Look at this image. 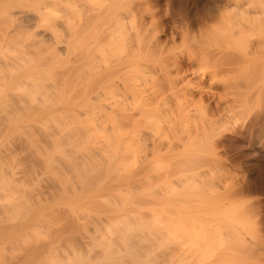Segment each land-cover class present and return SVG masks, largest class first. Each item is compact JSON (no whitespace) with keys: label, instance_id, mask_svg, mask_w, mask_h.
I'll use <instances>...</instances> for the list:
<instances>
[{"label":"rangeland","instance_id":"rangeland-1","mask_svg":"<svg viewBox=\"0 0 264 264\" xmlns=\"http://www.w3.org/2000/svg\"><path fill=\"white\" fill-rule=\"evenodd\" d=\"M129 2L134 6L138 5L141 11L147 8L149 12L155 10L154 15L149 13L154 16V22H150L153 17L147 15L148 26L150 25L149 27L153 28L156 33L161 30L157 35L161 41L163 40L164 49L166 48L164 55L167 54L169 58L175 57V54L178 55L177 57L182 62V67H184L180 70L181 73L178 74V77H180L178 80L181 79L182 81L184 77L185 80L182 83H186V87L191 86L190 89L194 87L195 90L192 89L193 93L199 92L198 88L200 89L204 83L205 86H208L211 82V80H208L209 77H204L210 69H208V64L203 61L201 56L202 53L207 52L205 50L215 52L214 50L217 49L216 52L217 54L220 53L219 56L222 51L221 62L224 57L225 62L235 63V65L223 69L224 71L218 74L217 77L219 78L215 83L217 86L214 85V87L220 94L216 95V100L214 101L213 97L211 99L208 94H204V103L203 100L197 103L198 95L195 102L194 99H188L187 102V98L182 99L181 94L183 93L178 95L179 99V96H181L178 102L179 99L175 91L179 92L181 90L174 88L172 92L170 87L168 88L169 85L166 87L169 90L165 88L166 80L170 79L172 75L177 76V71L169 66V69L164 68L163 70L159 67V69L156 68L155 71L149 73L147 84H144L146 87L143 88V90L145 89V97H156L151 100L152 108L154 107L155 111L168 118L172 115L170 112L174 111L176 112L174 120H181L182 117H185L187 121L182 120L180 124L185 122V125L195 127L199 123L209 120L211 115L208 116L210 112L208 109L211 110V104L214 107L215 102L218 103L221 100L220 105L223 101V104L231 102L232 104H230L236 107L234 108L235 111H232L234 118L232 116L226 123L227 125L216 124L213 131L217 134L214 135L212 131L213 136L207 144L203 142L205 139H197L196 141V139H190L188 136V138L183 136L182 139L175 137V128H173V135L171 133L172 127L166 128L170 126L168 123V126H166V122L165 126L164 124L161 127L158 126V129L155 126L156 130L147 128L145 130L146 134L144 132L143 136L147 135L146 146L148 149L143 153L140 149L143 147L141 145L139 153L137 150L138 154L135 152L136 157L134 155V159L131 160L134 177L136 178L133 177L135 181L132 184L135 182L138 185H131L134 189L130 186V191L112 180L114 174L110 176L106 173L96 172L99 171V168L94 165L92 166L96 167L95 171L89 169L90 165L83 167L88 156L97 150L96 144L90 143L87 145L83 138L80 139L81 142L79 141L82 136L78 135L79 137L75 139L77 136L68 135L70 142L75 139L79 143L74 144L73 141V144L69 143L67 145L69 141L64 136L70 132L68 129H65L66 132L68 131L67 133L65 130L63 132L65 139L58 138L56 135L58 143H56L57 139L54 143L58 146L61 144L59 147L52 144H50L51 146H44V149L47 150L52 146L55 147L52 151L51 148L48 150V155L53 153L54 161L52 157L47 156L50 159L47 161L51 163L52 159L51 164L55 165L52 169L50 167L52 165L48 162L46 163L50 166L47 167L46 163L44 165L43 159L47 155L46 149H43L44 153L40 149L42 154L37 152L38 148H43L47 141V139H43L42 136L44 135L39 133L41 129H45L43 125L47 124L48 130L46 132L50 131L49 133H52L50 126L53 127L54 132L57 126L59 130H62L63 126L66 127L68 124L63 123V125L62 121L58 122L57 120L62 125L60 127L54 120L56 122L54 126L53 120L49 122V118H45L49 119L48 122L43 119V123L41 122L42 119H40L41 121L38 120L39 124L37 121H24V123L26 122L25 128L22 125L24 123H20L21 126L18 125V122L17 124L13 123L14 127L13 125L4 127L2 123L0 125V264H264V0H130ZM35 4L23 5V8L18 7L15 11L18 14L19 11L20 13L24 11L23 14H27L28 18L33 16L34 22V15L36 14L34 11L37 6ZM250 7H253V10ZM138 8L137 12L140 11V8ZM150 8H152L151 11ZM249 10L256 17L257 23L260 22L263 25L262 30L259 29L260 27L257 30L255 26H251V28L253 27L251 32V28H248L247 25L249 24L245 19L248 16H253L248 13ZM156 20L159 24H155L158 27L157 29L153 26ZM243 23H245L244 29H249L248 31L242 29L246 32L240 30L244 26ZM230 31L232 32L230 33ZM249 31L251 33H248ZM221 40H223V43ZM164 42L167 45H164ZM207 47L215 48L209 50ZM222 49H225L224 51L228 50V53L225 52L224 54ZM255 51L259 53L255 54ZM8 53L11 54L12 51ZM188 53L190 58L187 56ZM198 55L199 61L196 58ZM172 70L173 72H171ZM204 78L209 84L206 83ZM202 82L204 83L202 84ZM233 85H236L237 88ZM226 87L229 91L226 90ZM221 89H224V91ZM225 91L228 92V95L224 94ZM239 97L242 100H239ZM235 98H238V100H235ZM234 101L243 106L241 105L238 108V104L236 105ZM210 102L213 103L209 104ZM208 104L211 108L207 107ZM180 108L185 109V111L183 110V113L178 114L177 112H182ZM166 117L164 119L169 120ZM44 122L46 123L44 124ZM187 122L188 124H186ZM36 124L38 128L41 127L40 130L36 128ZM71 124H69L70 127L75 128L76 124L74 126H71ZM16 127L22 131L18 132L19 130L15 129ZM215 127L218 129L215 130ZM30 128L33 129L31 132L37 130V137L34 138L33 136L29 140L21 133L26 134V131L27 134L31 133ZM72 134H75V132H72ZM69 136H71V139ZM181 136L182 134L179 135L180 138ZM44 137L46 138V135ZM22 138H25L24 141ZM32 139L34 143H30ZM63 139L67 142H63L62 145ZM158 142L163 143V147L165 145L172 147V151L167 150V146V149L166 147L162 148L160 153L158 148L154 147V150L153 143L159 145ZM170 143L174 145L170 146ZM175 144L180 147L175 146ZM16 148V154H12L11 157L8 155L10 158H4L5 153L7 154L6 151ZM63 153L67 156H63ZM69 155H71V158L73 157L70 158L69 163L71 164L66 165L67 168H62V166L65 167V163H63L64 165L61 163L62 160L67 159ZM47 158H45V161ZM58 159L60 162H58ZM58 163L62 164L59 165L62 168H60L61 170L59 166H56ZM55 166L56 168H54ZM73 167H76L77 171L79 169L83 176L81 177L80 174L75 173ZM85 168L92 173L89 174ZM91 174H93V177H98L97 180L93 177L92 180ZM19 176L21 178H18ZM87 176L90 177L87 178ZM67 177L71 179L69 184L72 185H67ZM81 179L90 180L91 184H88L90 188L86 186L84 190ZM108 183L111 186H107ZM64 186H68L67 189L63 188ZM100 187L103 190H100ZM211 194L213 197L217 194L220 195L213 198L214 200L219 199L217 203L218 200L214 201L216 205H207L211 200ZM121 197L125 198L122 202L119 200ZM249 202L254 203L255 210L244 212L241 216L243 219H241L238 217L241 214L239 210H242L244 203ZM201 205L205 206L201 207ZM125 214L132 215V218L135 215L137 216V219L134 218L135 226L137 225L136 221L139 223V219L146 226L149 225L146 232L141 233L144 236L138 235L139 232H131L132 229H130L129 223L126 222ZM122 217L129 228H126V226L120 227L123 231L119 233L120 231L118 232V229L115 228V223ZM114 221L116 222L114 223ZM167 223L179 227L178 229L175 227L176 232H171L176 237H172L170 232L168 237V233H165L168 232L165 230ZM234 225L246 226L248 233L246 235L236 233L234 236V231L233 234L230 232L231 227ZM160 226L164 227L165 231ZM149 227L150 229L153 228L152 231L148 230ZM155 227L156 229H154ZM98 228L100 232H98ZM197 232H200L199 234H202V237L206 234L203 239L205 238L208 245L210 244L209 247L211 246V249L209 248L205 253L202 252L203 255L196 250L198 249L195 248L196 245L194 246L195 241L193 242V238L197 236ZM163 233L167 235L165 236ZM159 234L161 239L155 236H159ZM194 234L196 236H193ZM163 235L165 236L164 239H162ZM245 236L251 237L252 241L253 239L254 241L257 240L258 243L255 241L257 246L243 249L240 242L242 241L241 238ZM109 243L111 246H109ZM255 243L252 244L255 245ZM248 250L251 251L248 252ZM193 257L197 258L194 260Z\"/></svg>","mask_w":264,"mask_h":264},{"label":"bare ground","instance_id":"bare-ground-1","mask_svg":"<svg viewBox=\"0 0 264 264\" xmlns=\"http://www.w3.org/2000/svg\"><path fill=\"white\" fill-rule=\"evenodd\" d=\"M129 1L128 0H95V1L92 0V2H91V0H0V125L3 123L4 127H6V125H9L8 127L13 125V127H14L13 123L17 124V122H18L19 123L18 125H20V123H24V121L30 122V120L31 121H37L39 124L38 120L42 119V121L41 120L40 121L43 123V119H45V118L50 119V120L45 119V121L47 120V122H48V120H49V122H51L52 120H53L52 122H54V120L57 122V120H58V122L62 121V124L63 123L65 125L68 124L66 126L67 128L65 126H63L62 130L60 129L62 133L64 132L65 129H68V131L70 130V132L64 136V133L62 134L60 132V130L58 129L59 128L58 126H57L58 128L56 127V129H54L55 130L54 132H56V133L53 132L52 126H50V128H52L51 129L52 133H49L50 131L47 133L46 132L48 130L47 124L43 125L40 123L41 125H43V127H45L46 130L42 127L43 129H41V132H39V133L43 134L44 136L46 135V138L44 136H42V137L44 140L47 139V141H46V143L44 142L45 145H43V148H38L37 152L39 153L42 150V152L44 153V150L46 149V148L44 149V146L46 147V145H50V144H52L54 146L55 140L57 139L56 143H58L57 141H58L59 137L60 138H64V137L68 138V135H72V136L75 135V136H77V137H75V139H77L79 136H82L79 138V141L81 138H83L84 139L83 141H85V143H87V145L90 143L96 144V149H97L95 151V153H92L88 156V158L85 162L87 164L84 163L83 167H87L90 165L91 168L89 167V169H91V171H95L96 167L94 168L92 166V165H94V166H97L99 168V171H96V172H99V173L101 172L103 174L106 173L107 175H110V176L114 174L113 175L114 179H112V180L115 181L118 185L123 186V188L128 190V191H130L131 185H133V186L138 185L135 182L132 184V182L135 181L136 178L134 177L131 160L134 159L133 156L137 153V150H138V153H139L140 149L142 150L143 153L147 151V149H148V147L146 146L147 145V143H146V140H147L146 136L147 135L143 136L144 132L146 134L145 130L147 128L148 129L154 128L156 130V128L157 129L159 128L158 126L161 127L163 124L165 126V122H166V126L170 125L166 128L169 129V127L170 128L172 127L171 133H173V135H174V129L173 128H175V131H176L175 135H174L175 137L182 139L183 136H185V137L188 136L190 139L191 138H193L194 140L196 139V141H197V139H201V140L205 139V141H203V142L204 143L206 142V144H207L209 139L213 136L212 133L214 132V135L217 134V133L215 134V131H213V129H214L213 127L216 124H221V125L226 124L231 119V117L233 116L232 111H235L234 108H236V107H234V105H231L232 104L231 102H230L231 104L228 102L226 104H223V101H222V104L220 105L219 102L221 100L220 101L218 100L219 102L216 103L217 102L216 101L214 104L215 105L214 107L211 104L213 102H210L209 104H211L212 108L210 107L209 104H208L209 106H207L208 108H211V110L208 109L211 112V113L209 112V114H208V116L211 115V116H209V120L207 119V121H203L202 123H199L195 127H189L188 125H185V122H183L184 124H180V123H182V120L187 121V120H185V117H182L181 120L180 119L174 120L176 118L175 117L176 112H174V111L170 112V114H172L170 116V118L163 116L162 113L160 114L159 112L155 111L154 107L152 108V106H151L152 105L151 100L156 98V97H152V98L145 97V93H144L145 89L143 90V88L146 87L145 85L147 84L146 81L149 78L148 77L150 75L149 73H152L153 71H155L156 68L159 67L160 69L163 70L164 68L169 69V67H171V68L173 67L177 71L176 72L177 76L176 75H175V77L173 75L171 77L169 76L170 79H168V80H170V81L168 82V80H166L165 88L169 85L168 88L170 87V90H172L174 88H176L177 90H181L179 92L175 91V93L177 92L176 93L177 98H178V95L183 93V94H181L183 97L182 99L187 98V100H186L187 102H188V99L189 100L194 99L193 101L195 102V99L198 95L197 103H200L201 100H203L205 95H207V94L209 95V97H211V99L213 97L214 101L216 100L215 99L216 95L220 94L219 91L216 90V88L214 87V85H216L215 83L217 82V79L219 78V77H217L218 74L220 72L224 71L223 69H228L229 67L235 65V63L225 62L224 57H223L224 62L223 61L221 62L220 60L222 58L221 55L223 52L221 51V55H220L221 57H220L218 55L220 53L218 52V54H217V52H216L217 49L214 50L215 52H212L213 50H211V51L205 50V51H207L206 53L201 52L203 54V55H201L203 58V61H206V63L209 66L208 69L210 68L208 70L207 74L204 73L206 76L204 74L203 75L205 78L209 77L208 80H211V82H209L210 83L209 84L206 81V79L204 78L206 83H208L209 85L205 86L206 84L204 82H202V84L204 83L205 85L203 84L200 87V89L198 88L199 92L193 93L192 89H194V87L192 89H190V87H191L190 85H189L190 87H186L185 86L186 83H182L183 80H185L184 77H183L182 81H181V79L178 80V78H180V77H178L180 70L182 68L184 69V67H182V64H181L182 62H180V60L177 57L178 55L176 56V54H175V57H174L173 54L175 52L172 54V56H173L172 58H169V56L167 54L164 55L166 48L164 49V46L162 44L163 40L161 41V39L158 36L159 35L158 33H160L161 30H160V32L156 33L155 30H153V28L151 29L149 27L150 25L148 26L147 15L149 13H152L154 15L155 10L152 12L151 11L152 8H150L151 12H149L146 5H144L147 9H145V10L142 9V11H141V8L139 7L140 11L138 10L139 12H137L138 5L134 6V4H132V3L129 4L130 3ZM29 3H36L37 4L36 9L34 11L36 13L34 15V20H35L34 22H33V16L31 18H28L27 14H26L27 16L23 14L24 11L23 12L21 11L22 14L20 13V11H19V14L17 13V11H15L16 8H18V7L20 8L23 5L25 6L26 4L29 5ZM59 6L61 9L59 8ZM147 6H148V4H147ZM135 7H136V9H135ZM250 9L253 10V7H250ZM248 13L251 14L250 10ZM153 15H150V17H153L150 22L155 20ZM155 15L158 16L157 14H155ZM251 15H253V14H251ZM242 20L244 21L243 18H242ZM245 20L249 24V25H247L248 28H251V26H255V28H257V30H258V27H260L259 29L263 28V25L260 22L257 23L256 17L254 15L246 17ZM156 22H157V20L155 21L153 26H154V28L156 27V29H157L158 27L155 26V24H158V22L157 23ZM263 24H264V22H263ZM243 25H244L243 28H241L240 30H241V32H246V31H243V30H247V29H244L245 23H243ZM238 26H235V27L237 28ZM247 26H246V28H247ZM184 27H185V25H184ZM185 28H184V30H185ZM236 28H233V29H236ZM159 29H161V28H159ZM177 30H179V29H177ZM252 30H253V27L251 28L250 31L252 32ZM257 30H255V31H257ZM250 31L248 33H251ZM263 31H264V28H263ZM231 32L232 31H230V33ZM234 33H236V32H234ZM190 36H191V34H190ZM243 36L244 35L242 34V37ZM249 36H250V34H249ZM245 38H246V36H245ZM242 40H244V39H242ZM221 42L223 43V40H221ZM249 42H251V41H249ZM164 45H167V44H165V42H164ZM222 46H223V44H222ZM250 46H251V44H250ZM208 48L210 50V49H214L215 47H213V48L207 47V49ZM9 51H12V53L9 54L8 53ZM202 51H204V50H202ZM219 51H220V49H219ZM227 51H224V54ZM256 51H255V54H258L259 52L257 53ZM190 53H192V52H190ZM187 56H189V58H190L189 53ZM193 57H195V56H193ZM196 58H198V61H199V55ZM156 61H159V62H156ZM196 62H197V60H196ZM201 62H202V59H201ZM236 65H237V63H236ZM173 70L171 72H173ZM185 71H187V70H185ZM195 71H197V70H195ZM182 72H183V70H182ZM153 74H155V73H153ZM166 77H167V75H166ZM201 78H202V76H201ZM184 82H186V81H184ZM221 83H222V81H221ZM198 84L201 85L200 83H198ZM234 84H236V83H234ZM237 85H238V83H237ZM168 88H166V89H168ZM235 88H237V87H235ZM224 89H221V90L224 91ZM232 89H233V87H232ZM232 89H230V90H232ZM226 90H227V87H226ZM173 91L174 90H172V92ZM227 91H229V90H227ZM233 92H235V91H233ZM225 93H226V91L224 92V94ZM238 94H240V93H238ZM244 94H246V93H244ZM227 95H225V96H227ZM179 97L181 99V96H179ZM206 98H207V96H206ZM224 98H226V97H224ZM246 98H248V97L246 96ZM250 98H251V96H250ZM180 99L178 100V102L180 101ZM217 99H218V97H217ZM236 99L238 100V98H235V100ZM239 100H242V99H240V97H239ZM198 101H200V102H198ZM202 102L204 103L205 101L203 100ZM244 102H246V101H244ZM234 103H235V101H234ZM235 104L237 105L238 102L236 101ZM238 105H237V107L239 108L242 104L239 106ZM180 107L182 108V105ZM181 108H180V111H182V112H177L178 114H181L185 111V109H181ZM212 109H214V110H212ZM170 114H167V115H170ZM164 117H166L169 120H165ZM206 118H208V117H206ZM233 118H234V116H233ZM178 120L181 122H179ZM20 121H23V122H20ZM56 122L53 123L54 126L56 125ZM58 122H57V124H59ZM25 123L22 124V125H24V128L26 126ZM45 123L46 122H44V124ZM167 123H168V125H167ZM31 124H33V123H31ZM31 124H29V125H31ZM69 124H71V126L72 125L74 126L75 124L78 126H76V125L74 126L76 128V130H75V128H73V127L71 128ZM186 124H188V122ZM18 125H15V126H18ZM60 125H61V123L59 124V126ZM20 126H19V128H21ZM46 126H47V128H46ZM155 126H156V128H155ZM178 126H179V128H178ZM217 126H220V125H217ZM27 127H29V126H27ZM31 127H32V125H31ZM69 127H70V129H69ZM176 127H177V130H176ZM36 128H38V125ZM40 128L41 127H39L38 129L40 130ZM15 129H18V128L16 127ZM216 129H218V128L215 127V130ZM18 130H17L18 132L22 131V130L20 131V129H18ZM23 130H25V129H23ZM27 130H29V129H27ZM31 130H33V129L30 128V132H31ZM42 130H44V131H42ZM219 130H221V129L219 128ZM36 131L37 130L32 131L29 134H27V131H26L27 135L23 132L21 134L22 135L24 134L27 137V138L26 137L25 138L30 140L33 136H34V138L37 137ZM71 131L73 133L75 132V134H72ZM2 132H3V130H2ZM65 132H66V130H65ZM77 132H79V134H77ZM177 132L178 133L181 132V133L178 134ZM176 134H178V135H176ZM180 134H182L181 138L179 137ZM56 135L58 138L56 137ZM69 137L71 139V136H69ZM25 138H22L23 141ZM73 138H72V140H73ZM187 138H185V139H187ZM33 139H32V141H30V143L33 142ZM37 139H39V138H37ZM64 139L62 141V145L64 144L63 142H65ZM75 139L73 140L75 142L74 144L79 143L78 141H75ZM59 140H61V139H59ZM67 140L69 141V138ZM73 141H71L72 143L69 141L67 143V145L69 143L73 144ZM59 143H61V142L59 141ZM27 144H29V143H27ZM157 144H159V145H155L153 143V149H154V147L158 148L159 153L161 152L162 148H165L166 146L168 147V145H165L163 147L164 144L160 143V142H158ZM41 145H42V143H41ZM60 145L61 144H59V146ZM141 145L144 148L141 147ZM172 145H174V144L170 143V146H172ZM176 145L177 144H175V146ZM53 146L50 147L51 149L48 146L47 147L52 151L53 148L55 149V147H53ZM59 146L57 145L56 147H59ZM178 146L179 145H177V147ZM167 147H166V149H167ZM171 148L172 147H168L167 150L172 151ZM173 149H175V147H173ZM48 150L46 149L47 155L43 159L44 165L46 162H48L47 160L49 158H47V156L52 157V159L54 157V155H52L53 153L51 151L50 152L52 154H49L50 156L48 155V153H49ZM150 150H151V148H150ZM16 151H17V148L12 149L11 151L10 150L6 151L7 154L4 152L5 155L3 153L2 154L4 155V158L6 157V159H7L8 155H10V157H11L12 154H16L15 153ZM35 151H36V149H35ZM42 152H40V153L42 154ZM63 154H64L63 156L66 155L65 153H63ZM145 154H147V153H145ZM70 156L71 155H69L67 157V159L62 158L64 161L62 160L61 163L62 164L65 163V167L62 166V168H67L66 165L71 164V163H69L70 158H71ZM10 157H8V158H10ZM135 157H136V155H135ZM45 158H47L46 161H45ZM52 159L50 161L51 163H52ZM53 161H54V159H53ZM58 162H60V160ZM67 162H68V164H66ZM71 162H74V161H71ZM51 163H49V164H51ZM61 163H58V165H56V166L58 167ZM51 165L52 166L47 164V167L50 166L52 169L53 165H55V164H51ZM36 166H37V164H36ZM56 166L54 168H56ZM69 167H71V166H69ZM60 168L61 167L59 166V169ZM74 168H75V170H74ZM85 169L87 170V168H85ZM57 170H58V168H57ZM73 171L74 172L76 171L75 173L80 174L81 177L83 176V174H81V171L79 169L77 171L76 167H73ZM82 171H83V168H82ZM90 172H89V174H90ZM24 173H26V172H24ZM61 174H62V172H61ZM63 174H64V172H63ZM95 175H97V174H95ZM97 176H99V175H97ZM88 177H90V176H87V178ZM92 177H93V174H91V179H92ZM18 178H21V177L19 176ZM94 178H96V180H97L98 177L94 176L93 179ZM25 180H26V178L24 179V181ZM70 180L71 179H69L67 177L66 181L68 184L65 182V185L66 184L72 185V184H69ZM90 180L81 179L82 182L81 181L80 182L83 185V189L86 186L89 187L88 184H91ZM138 181L140 182V179ZM18 182H20V181H18ZM93 185H94V183H93ZM139 185H140V183H139ZM107 186H111V185L109 184ZM67 187L64 186L63 188L67 189ZM131 188H133V187L131 186ZM65 189H64V191H65ZM99 189L103 190V189H101V187ZM109 189H110V187H109ZM73 192H75V191H73ZM214 195H216V194H214ZM217 195H219V194H217ZM216 196L213 197V195H212L210 197L211 200L208 202L207 205H209V204H211L210 206H212V204L216 205V203L219 202V199H216L218 201L213 199ZM40 200L42 201L41 197H40ZM119 200H120V202H122L125 200V198L121 197ZM49 201H51V200H49ZM214 201H216V203ZM211 202H213V203H211ZM43 205H45V204H43ZM202 206H205V205H201V207ZM203 209H204V207H203ZM254 210H255V205L253 202H249L246 204L244 203L242 210H239L240 211L239 213H241V214H240V216L238 215V217L241 218L242 214L246 211L250 212V211H254ZM235 211H237V210H235ZM235 211H233V213H235ZM128 214H125V219H126V222L129 223V227L130 226L132 227V228L130 227V229H132L131 232H133V233L139 232L138 235H140L143 231L146 232V230L148 228L147 226H149V225L146 226V224L144 222H142V220L139 219V223H138V221H136L137 225L135 226L134 225L135 224L134 218L137 219V216L135 215L136 217L134 216V218H132L133 216L129 215L130 216V218H129ZM77 215H78V213H77ZM123 217L119 218V220L117 219L118 220V221L116 220L117 222L114 221V223L116 222L115 228L118 229V232L120 231L119 233H121V231H123V229L121 230L122 227H125V226H126V228L128 227V225H126L127 223L125 222V219ZM241 219H243V218H241ZM140 221H141V223H140ZM123 224H125V225H123ZM165 226H164L166 228L165 230L168 231L165 233H168V237H169V232H170V234H172L171 235L172 237H176V236H173V235H175L174 233H171L173 231L176 232L175 231L176 226L174 227V226H172V224L170 225V223H167ZM164 227H161V228L163 229ZM231 228L232 229L230 230V232L232 233L234 231V234L232 233L234 236L236 233H238V235H240V234L246 235L248 233L246 230L247 228L244 225H241V226L234 225ZM152 229H150V227H149L148 230L152 231ZM154 229H156V227ZM125 230H127V229H125ZM95 231L97 232V230H95ZM98 232H100L99 228H98ZM126 233H127V231H126ZM199 233L200 232H197V236H196V234L193 235V236H196V237H194L195 239L193 238V242L195 241L194 242V246L196 245L195 248H198L196 250L200 251L202 254V252L205 253V251L208 250L209 248L211 249V246L209 247L210 244L208 245L207 240L205 238H204L205 240L203 239V237H206V234L202 237V234L200 235ZM177 234H178V232H177ZM232 234H229V235H232ZM164 235H163L162 239H164L167 234L165 236ZM142 236H144V234ZM155 236H157L159 238L160 234H159V236L158 235H155ZM186 236H187V234H186ZM91 237H92V235H91ZM197 237H199V238H197ZM158 238H156V239H158ZM159 239H161V237ZM190 239L192 240L191 237H190ZM251 239L252 238L248 237V236L241 238L242 241L240 242V244L242 245L243 249L251 248V246H252V248H253V246L254 247L257 246V244L255 243V241L257 242V240L254 241V239H253V241H252ZM111 241H113V240H111ZM111 241H109V242H111ZM144 241H146V240L144 239ZM112 243H114V241ZM252 243H255V245H253ZM109 246H111V244ZM250 251L251 250H248V252H250ZM252 252H253V250H252ZM211 253H212V251H211ZM206 255H208V254L206 253ZM250 256H251V254H250ZM196 258H194V260ZM240 259H241V257H240Z\"/></svg>","mask_w":264,"mask_h":264}]
</instances>
